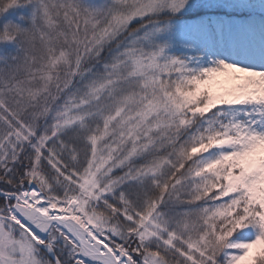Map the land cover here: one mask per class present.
Masks as SVG:
<instances>
[{"label":"snow or ice","instance_id":"obj_1","mask_svg":"<svg viewBox=\"0 0 264 264\" xmlns=\"http://www.w3.org/2000/svg\"><path fill=\"white\" fill-rule=\"evenodd\" d=\"M0 264H264V0H0Z\"/></svg>","mask_w":264,"mask_h":264}]
</instances>
